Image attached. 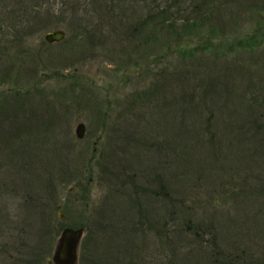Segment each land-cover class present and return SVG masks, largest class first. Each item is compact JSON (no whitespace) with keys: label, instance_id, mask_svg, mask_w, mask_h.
<instances>
[{"label":"rangeland","instance_id":"1","mask_svg":"<svg viewBox=\"0 0 264 264\" xmlns=\"http://www.w3.org/2000/svg\"><path fill=\"white\" fill-rule=\"evenodd\" d=\"M0 92V264H264V0H0Z\"/></svg>","mask_w":264,"mask_h":264},{"label":"trees","instance_id":"2","mask_svg":"<svg viewBox=\"0 0 264 264\" xmlns=\"http://www.w3.org/2000/svg\"><path fill=\"white\" fill-rule=\"evenodd\" d=\"M84 1V0H83ZM96 1H98V0H94V3L96 2ZM177 0H174V2H176ZM193 4L194 3H192V6H193ZM171 5V3H169L168 4V6L166 7V8H168L169 6ZM191 6V7H192ZM196 7V5L195 6H193V8H195ZM170 8V7H169ZM178 9H180L181 10V8L180 7H178ZM180 10H177V14H176V12H169V10H167V9H162L161 10V13H162V15L163 16H160L159 14H158V12H152L151 14H150V18H152V24H153V27L155 26L156 27V29H158V30H164L165 32H166V34L168 35V37H169V40L167 41V44H168V48H172L171 47V45H174L175 43H178V41H180V40H178L179 39V37H180V35H179V33H178V31H177V29H178V27H177V24L179 25V24H181V26H194V25H197L199 22H200V20H198V17H189L188 15L186 16V15H181V14H179V12L178 11H180ZM165 11H167L168 12V16H170L171 17V19H169V17L167 16V14H166V12ZM49 14V12H47V15ZM202 14H205L204 12L202 13ZM205 19V17H203L201 20L203 21ZM182 20H184L183 22H181ZM181 22V23H180ZM138 29H141V27H137ZM132 30L133 31H135L136 30V27H134V28H132ZM211 33V32H210ZM210 33H208V38H207V42L209 41V40H211V38H213L214 39V41H215V38L214 37H212V35L210 36ZM71 39H74V37H72ZM69 38H67V39H64V40H62V42H60V44L62 45V43H63V45L64 46H66V43L67 42H69ZM248 42V44L246 43V46H249V47H252V43L251 42H249V41H247ZM174 43V44H173ZM216 43H218V41H215V42H212V45L213 44H216ZM181 45V44H180ZM180 45H177V44H175L174 45V50L177 52V54H178V56H179V59H180V61H185L186 59H188V58H190V59H192V58H194L195 57V53H192L191 51L189 52V51H187V47L188 46H185V47H181ZM205 46H208V45H197V46H195V49H197V47H200L201 49L202 48H204ZM241 46H243V45H241ZM189 49H190V47H188ZM214 48H216L215 50L216 51H218V44H216L215 45V47ZM194 49V50H195ZM219 49H221V48H219ZM216 51H212L213 53L214 52H216ZM188 52V53H187ZM196 84H194V85H191V86H189L188 88H187V90L185 91V92H183V95L185 96V98H186V103H187V108L189 107V106H194L195 108H199V107H203V108H205V104H206V102H205V100L202 98V97H198V100L197 101H195L194 102V98H195V96L197 95V88H196V86H195ZM204 87V89H203V95H204V93H205V91H207V86L206 85H204L203 86ZM1 93V92H0ZM261 99L262 100H264V92L262 93V96H261ZM262 102V101H261ZM209 109V112H208V116H210V115H212V116H214V109H212V107H210V108H208ZM189 114V113H188ZM208 116H207V118H208ZM207 118H206V121H207ZM183 124H184V122H182ZM185 126H187L188 128L186 129V131H184V133L182 134V133H180V132H174V134L172 135V138H176V139H178V151H179V153H181V154H184V152H185V154H184V157H187V153L189 152V148H190V145H189V138L191 137V135H192V132H194L193 131V128H191L190 127V125L188 126V125H185ZM209 140H210V143L212 142V141H214V143H216V142H218V143H220V140L219 139H217L216 137H215V135L213 134V130H211V128H209ZM235 132V131H234ZM190 133V134H189ZM189 134V135H188ZM229 134V133H228ZM227 135V134H226ZM180 138H178V137ZM228 136V135H227ZM186 138L188 139V140H186ZM133 139H136V135L133 137ZM139 139V138H138ZM168 141V140H167ZM165 143V140L163 141V144ZM157 144V147H159L160 146V144L157 142V143H154V145H156ZM172 151L174 150V146L172 145ZM183 147V148H182ZM197 148H198V146H197ZM200 153V152H199ZM198 152H197V154L196 155H198L199 154ZM183 156V155H182ZM75 160V159H74ZM199 160L201 161V166H202V160H201V158H200V155L198 156V158H197V162H199ZM187 161H189V160H186V162ZM177 205V204H176ZM187 227H190V224H188V226Z\"/></svg>","mask_w":264,"mask_h":264},{"label":"water","instance_id":"3","mask_svg":"<svg viewBox=\"0 0 264 264\" xmlns=\"http://www.w3.org/2000/svg\"><path fill=\"white\" fill-rule=\"evenodd\" d=\"M44 38L48 42L58 41L64 38L65 30L63 28H53L45 30ZM85 124L80 121L75 126V134L83 137L85 134ZM62 215V212H59ZM84 227L65 226L61 230L54 247L52 261L56 264H77L78 250L81 242Z\"/></svg>","mask_w":264,"mask_h":264}]
</instances>
